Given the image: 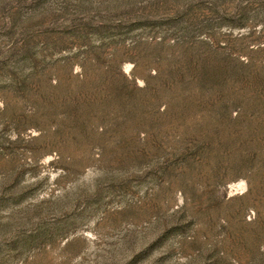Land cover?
I'll use <instances>...</instances> for the list:
<instances>
[{"label": "rangeland", "instance_id": "1", "mask_svg": "<svg viewBox=\"0 0 264 264\" xmlns=\"http://www.w3.org/2000/svg\"><path fill=\"white\" fill-rule=\"evenodd\" d=\"M0 264H264V0H0Z\"/></svg>", "mask_w": 264, "mask_h": 264}]
</instances>
